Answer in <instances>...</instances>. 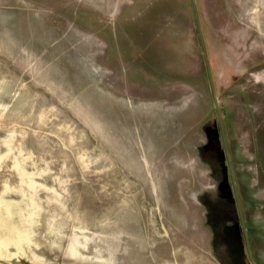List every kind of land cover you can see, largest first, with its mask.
Listing matches in <instances>:
<instances>
[{"label":"rangeland","instance_id":"1","mask_svg":"<svg viewBox=\"0 0 264 264\" xmlns=\"http://www.w3.org/2000/svg\"><path fill=\"white\" fill-rule=\"evenodd\" d=\"M194 3L212 83L192 0H0V264H264V0Z\"/></svg>","mask_w":264,"mask_h":264},{"label":"water","instance_id":"2","mask_svg":"<svg viewBox=\"0 0 264 264\" xmlns=\"http://www.w3.org/2000/svg\"><path fill=\"white\" fill-rule=\"evenodd\" d=\"M208 71H209V69H208ZM209 77H210V81H211V83H212V78H211V74H210V72H209ZM211 85H212V89H213V84H211ZM213 91H214V90H213ZM213 96H214V98H215V94H214V92H213ZM214 102H215V108H216V110H217V114H218V117H219V123H220V126H221V133H222V136L224 137V131H223V129H222V125H221L220 113H219V110H218V102H217L216 98L214 99ZM224 145H225V150H226L227 159H228V163H229V168H230V173H231V179L233 180L232 168H231V164H230V159H229V157H228V151H227V147H226L225 139H224ZM233 186H234V190H235V195H236V197H237V193H236V185H235L234 183H233ZM238 207H239V206H238ZM239 213H240V216H241V211H240V210H239ZM241 221H242V218H241ZM242 226H243V228H244L243 222H242ZM244 235H245L246 247H247V251H248V256H249L250 262H251L252 264H254V263H253V260H252V256H251V252H250L249 244H248V239H247V237H246V231H245V229H244Z\"/></svg>","mask_w":264,"mask_h":264},{"label":"flooded vegetation","instance_id":"3","mask_svg":"<svg viewBox=\"0 0 264 264\" xmlns=\"http://www.w3.org/2000/svg\"><path fill=\"white\" fill-rule=\"evenodd\" d=\"M192 8H193V11H194V16H195V20H196V24H197V27H198V32H199V37H200V41H201V46H202V51H203V54H204V57H205V63H206V68L208 66V58H207V55H206V49H205V46H204V38H203V34L201 32V29H200V22L198 20V13H197V9H196V5L194 3V0H192ZM209 69V66L208 68ZM210 72V69L208 71V74Z\"/></svg>","mask_w":264,"mask_h":264}]
</instances>
